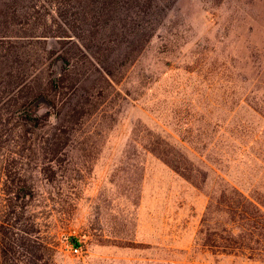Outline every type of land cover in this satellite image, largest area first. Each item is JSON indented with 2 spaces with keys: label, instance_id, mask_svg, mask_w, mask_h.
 <instances>
[{
  "label": "rangeland",
  "instance_id": "obj_1",
  "mask_svg": "<svg viewBox=\"0 0 264 264\" xmlns=\"http://www.w3.org/2000/svg\"><path fill=\"white\" fill-rule=\"evenodd\" d=\"M128 64L59 158L28 165L36 188L18 226L33 231L13 235L12 264L33 253L41 264H264L202 243L224 219L218 204L201 224L224 185L264 202V135L254 143L235 126L246 113L233 88L264 71V0H175ZM161 144L190 180L150 151Z\"/></svg>",
  "mask_w": 264,
  "mask_h": 264
},
{
  "label": "trees",
  "instance_id": "obj_2",
  "mask_svg": "<svg viewBox=\"0 0 264 264\" xmlns=\"http://www.w3.org/2000/svg\"><path fill=\"white\" fill-rule=\"evenodd\" d=\"M174 1L0 0V264L13 263L9 254L18 239L13 235L21 230L25 239L33 231L18 226L25 198L36 188L28 165L56 161L76 128L104 111L116 74L135 59ZM234 87V111L246 113L235 126L241 133L252 128L251 141L260 143L264 71ZM38 110L43 115L37 116ZM154 147L151 152L180 172L174 154ZM186 171L180 173L190 180ZM214 204L224 219L213 238L205 234L204 245L264 253V202L224 185L216 200L207 202L201 224L207 225ZM32 242L31 253L44 247ZM33 256L26 264H41L39 254Z\"/></svg>",
  "mask_w": 264,
  "mask_h": 264
},
{
  "label": "clouds",
  "instance_id": "obj_3",
  "mask_svg": "<svg viewBox=\"0 0 264 264\" xmlns=\"http://www.w3.org/2000/svg\"><path fill=\"white\" fill-rule=\"evenodd\" d=\"M40 115H43V113H41L39 110L37 111V116H40ZM50 121L54 124L55 123V120L50 117Z\"/></svg>",
  "mask_w": 264,
  "mask_h": 264
},
{
  "label": "built area",
  "instance_id": "obj_4",
  "mask_svg": "<svg viewBox=\"0 0 264 264\" xmlns=\"http://www.w3.org/2000/svg\"><path fill=\"white\" fill-rule=\"evenodd\" d=\"M72 250H73L74 252H76L77 249H76V247H73Z\"/></svg>",
  "mask_w": 264,
  "mask_h": 264
}]
</instances>
